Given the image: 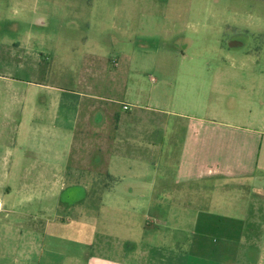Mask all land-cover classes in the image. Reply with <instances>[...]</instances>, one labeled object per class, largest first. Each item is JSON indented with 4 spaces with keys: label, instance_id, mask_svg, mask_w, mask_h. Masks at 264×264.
Here are the masks:
<instances>
[{
    "label": "crops",
    "instance_id": "obj_1",
    "mask_svg": "<svg viewBox=\"0 0 264 264\" xmlns=\"http://www.w3.org/2000/svg\"><path fill=\"white\" fill-rule=\"evenodd\" d=\"M35 14L0 29V264H264L263 13L201 94Z\"/></svg>",
    "mask_w": 264,
    "mask_h": 264
},
{
    "label": "rangeland",
    "instance_id": "obj_2",
    "mask_svg": "<svg viewBox=\"0 0 264 264\" xmlns=\"http://www.w3.org/2000/svg\"><path fill=\"white\" fill-rule=\"evenodd\" d=\"M258 1L261 0H23L24 6L19 7L16 0H8L1 7L7 17L0 18V29L15 27L19 18L15 11L37 12L36 20L45 22V26L54 25L67 36H77L72 38V46L81 45L86 37L97 40L103 51L97 56H103L111 70L115 65L112 61L120 59L118 47H135L133 69L141 72L148 88L157 89L164 80L179 77L188 81L185 86L181 84L185 90L190 87L201 94L210 81L193 85L185 77L205 80L223 70L239 73L237 69L229 70L226 56L237 49L238 42L247 43L240 36L244 23H258L260 11L264 15V3ZM47 12L64 16L53 21L44 15ZM22 16L24 21L16 27L29 28L33 17ZM263 44V37L250 36L251 48ZM144 50L148 66L141 64Z\"/></svg>",
    "mask_w": 264,
    "mask_h": 264
},
{
    "label": "built area",
    "instance_id": "obj_3",
    "mask_svg": "<svg viewBox=\"0 0 264 264\" xmlns=\"http://www.w3.org/2000/svg\"><path fill=\"white\" fill-rule=\"evenodd\" d=\"M123 108H124L125 111L130 110V107L128 105H124Z\"/></svg>",
    "mask_w": 264,
    "mask_h": 264
}]
</instances>
